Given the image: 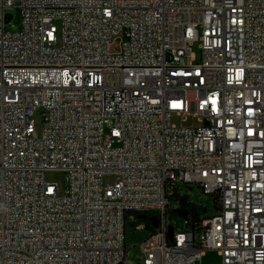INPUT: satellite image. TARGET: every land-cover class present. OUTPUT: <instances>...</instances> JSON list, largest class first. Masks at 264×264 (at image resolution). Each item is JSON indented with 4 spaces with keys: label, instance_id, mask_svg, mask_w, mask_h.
<instances>
[{
    "label": "built area",
    "instance_id": "built-area-1",
    "mask_svg": "<svg viewBox=\"0 0 264 264\" xmlns=\"http://www.w3.org/2000/svg\"><path fill=\"white\" fill-rule=\"evenodd\" d=\"M144 212L141 264H264V0H0V264H132Z\"/></svg>",
    "mask_w": 264,
    "mask_h": 264
},
{
    "label": "rangeland",
    "instance_id": "rangeland-1",
    "mask_svg": "<svg viewBox=\"0 0 264 264\" xmlns=\"http://www.w3.org/2000/svg\"><path fill=\"white\" fill-rule=\"evenodd\" d=\"M11 7L7 9L6 13L11 16V19L5 23L6 30H15L18 27L19 18H20V11L16 7ZM54 25L57 29V38L60 37V24L59 22H55ZM191 49L193 53L199 58L200 50H199V42H195L192 44ZM41 111L37 110L34 114V122L35 128L37 133L40 134L42 129V115ZM172 123L175 125L183 124L185 126L189 125H197L199 124L196 121V118L193 116H186V117H172ZM46 180L51 184H55L58 187V195L62 196L65 191V173L58 170L48 171L46 173ZM108 181H111V178H105L103 180L104 184ZM181 192L188 196V201L194 204L200 209V215L205 214L206 216L212 215L214 213L213 203L211 198L208 195H204L200 193V191L195 187H189L187 185L180 186ZM174 201L172 200L170 203V207L174 205ZM156 214V213H153ZM136 221L135 215H132V219L125 221V234H124V242L125 247L127 249V255L129 260L132 264H141L142 262V255L139 250V245L143 242L147 236L148 232L145 230H136L134 229V222ZM175 224L177 227H182V220L179 216L173 215L167 217V231L168 235L171 236L174 232ZM195 264H221V259L215 251H207L205 252L204 256L200 261H197Z\"/></svg>",
    "mask_w": 264,
    "mask_h": 264
},
{
    "label": "trees",
    "instance_id": "trees-1",
    "mask_svg": "<svg viewBox=\"0 0 264 264\" xmlns=\"http://www.w3.org/2000/svg\"><path fill=\"white\" fill-rule=\"evenodd\" d=\"M194 217H197V212L194 211ZM136 221L134 222V225L143 224L144 230L148 233H153L155 230L154 223L156 221V214H153L151 212H144V213H134ZM197 231V229H194Z\"/></svg>",
    "mask_w": 264,
    "mask_h": 264
},
{
    "label": "water",
    "instance_id": "water-1",
    "mask_svg": "<svg viewBox=\"0 0 264 264\" xmlns=\"http://www.w3.org/2000/svg\"><path fill=\"white\" fill-rule=\"evenodd\" d=\"M177 213L181 216V217H184L186 212L183 211V210H177ZM156 226V224L154 223V227Z\"/></svg>",
    "mask_w": 264,
    "mask_h": 264
}]
</instances>
